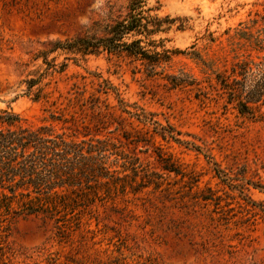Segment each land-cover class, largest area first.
Instances as JSON below:
<instances>
[{
  "label": "rangeland",
  "instance_id": "1",
  "mask_svg": "<svg viewBox=\"0 0 264 264\" xmlns=\"http://www.w3.org/2000/svg\"><path fill=\"white\" fill-rule=\"evenodd\" d=\"M126 4L0 0V108L24 125L109 138L136 170L95 194L33 200L34 213L13 198L0 209L6 255L14 264H264V104L239 114L215 76L264 57V0H150L175 19L154 38L179 51L153 74L125 54L50 50L104 35ZM38 76L27 95L23 80ZM37 87L45 97L35 101Z\"/></svg>",
  "mask_w": 264,
  "mask_h": 264
},
{
  "label": "trees",
  "instance_id": "2",
  "mask_svg": "<svg viewBox=\"0 0 264 264\" xmlns=\"http://www.w3.org/2000/svg\"><path fill=\"white\" fill-rule=\"evenodd\" d=\"M149 1L127 0L125 15L105 24L102 27L104 35L78 36L56 42L50 50L125 54L143 62L153 74L156 67L169 61L171 53L179 51L166 49L164 38H154L166 32L175 19L159 15V7L149 5ZM261 19L264 22V16ZM228 73L215 75L226 103L232 104L239 114L253 117L264 104V57L258 61L239 60L232 64ZM40 81L41 76L23 80L27 95ZM36 89L35 101L45 97L41 93L42 87ZM122 111L129 113L125 109ZM164 169L174 171L169 167ZM127 170L135 173L134 163L109 138L78 139L55 131L50 124L24 125L18 114L0 108V209L4 208L6 213L11 200L16 197L28 199L20 212L29 214L40 208L38 204H32L33 200L38 203L51 199L50 203L54 205V199L63 200L70 194L75 197L95 194L97 188L123 179ZM260 188L264 190L263 185ZM1 244L2 241L0 264H14L13 254L9 258Z\"/></svg>",
  "mask_w": 264,
  "mask_h": 264
}]
</instances>
